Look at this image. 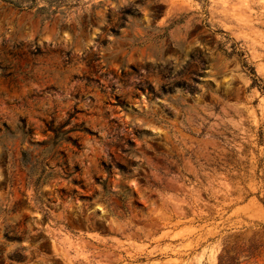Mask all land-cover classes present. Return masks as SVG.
Listing matches in <instances>:
<instances>
[{
  "label": "rangeland",
  "instance_id": "obj_1",
  "mask_svg": "<svg viewBox=\"0 0 264 264\" xmlns=\"http://www.w3.org/2000/svg\"><path fill=\"white\" fill-rule=\"evenodd\" d=\"M10 1L0 264H264V0Z\"/></svg>",
  "mask_w": 264,
  "mask_h": 264
},
{
  "label": "trees",
  "instance_id": "obj_2",
  "mask_svg": "<svg viewBox=\"0 0 264 264\" xmlns=\"http://www.w3.org/2000/svg\"><path fill=\"white\" fill-rule=\"evenodd\" d=\"M9 2H11V3L15 4V5H18V4H16L15 2H12V1H10V0H9ZM18 6H19V5H18ZM259 87H260V86H259Z\"/></svg>",
  "mask_w": 264,
  "mask_h": 264
}]
</instances>
